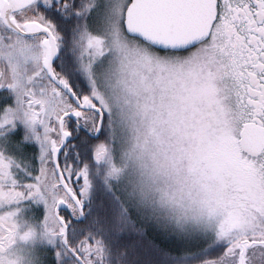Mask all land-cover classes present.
<instances>
[{
  "label": "snow or ice",
  "instance_id": "snow-or-ice-1",
  "mask_svg": "<svg viewBox=\"0 0 264 264\" xmlns=\"http://www.w3.org/2000/svg\"><path fill=\"white\" fill-rule=\"evenodd\" d=\"M0 264H264V0H0Z\"/></svg>",
  "mask_w": 264,
  "mask_h": 264
}]
</instances>
